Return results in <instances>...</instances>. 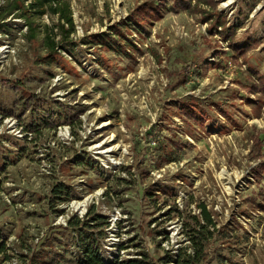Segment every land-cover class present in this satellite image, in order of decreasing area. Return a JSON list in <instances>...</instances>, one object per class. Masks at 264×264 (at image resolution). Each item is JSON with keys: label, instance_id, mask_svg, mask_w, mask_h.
Masks as SVG:
<instances>
[{"label": "rangeland", "instance_id": "1", "mask_svg": "<svg viewBox=\"0 0 264 264\" xmlns=\"http://www.w3.org/2000/svg\"><path fill=\"white\" fill-rule=\"evenodd\" d=\"M216 1L237 29L238 48L253 45L246 56L205 15L174 10L172 0L141 35L123 30L132 44L126 55L99 49L93 37H111L138 7L162 0H66L69 38L58 15L30 14L36 40L26 18L5 21L0 264H28L51 235L60 264H71L79 251L69 221L93 216L108 223L96 231L105 234L99 255L106 264H166L181 249L193 252L187 228L198 223L193 218L203 223L201 205L216 229L201 264H264V176L252 178L258 150L264 154L255 143L264 142V92L247 89L261 85L258 75L264 81V0ZM50 40L58 54L48 65ZM189 99L203 104L208 123L180 118L178 106ZM58 185L70 201L51 203Z\"/></svg>", "mask_w": 264, "mask_h": 264}, {"label": "trees", "instance_id": "2", "mask_svg": "<svg viewBox=\"0 0 264 264\" xmlns=\"http://www.w3.org/2000/svg\"><path fill=\"white\" fill-rule=\"evenodd\" d=\"M29 0H7L5 6L0 9V33L8 32L7 21L12 16H17V18H26L28 20V26H31L30 37L32 40H36V29L34 27V22L31 21L30 14L35 16H42L47 13L55 16L58 15L61 21H64L65 24L69 27L68 30H65V26L62 25L63 32L66 34V38H69V34L74 31V20L70 10V4L66 0H31V3L26 6L25 3ZM173 9L186 12V13H202L205 15L204 21L211 23L212 30L217 32L221 39L226 41L230 48L237 52L241 56H246L249 50L253 48L251 43H247L245 47L238 48L237 41V29L232 26H228L226 15L218 11V2L216 0H172ZM258 3V1H256ZM203 7L208 8V10L203 9ZM167 9L165 0L157 7H152L149 4H143L138 7V9L133 13L129 19V23L124 22L119 25V27H113L112 36L106 37L104 35L94 36V45L100 47L99 49H106L107 51L112 52L113 50L117 51L118 54H128V49L132 47V44L125 40L123 35V30L126 32H135L141 35V28L143 25L150 24L153 21H160L163 18L164 10ZM221 28V30H218ZM115 38V39H114ZM68 44V43H67ZM72 43H69L71 45ZM58 46L53 40H50L48 46V54L42 58L45 64L51 65L56 61V55ZM193 68V65L186 67V72L184 75V82H188L190 78V71ZM257 79L260 81L261 85L253 84L250 88H247L249 93L258 94L264 92V81L263 77L258 75ZM259 83V84H260ZM179 116L184 121L193 122L198 125H204L210 120L207 115V111L203 104L199 100H187L181 102L178 106ZM255 143L264 148V142L260 138L255 139ZM163 145V143L159 142ZM7 155L6 153H2ZM8 156V155H7ZM257 160H262V163L254 167L252 170L256 175H252V178L256 182H261L264 174V154L261 150H258L256 155ZM174 159L170 157V161L173 162ZM66 187L64 185H58L53 190L51 203L59 199L63 202L70 201V192L65 191ZM157 191V190H156ZM63 196V197H62ZM201 217L203 219L199 222L196 218L193 220L197 221L195 227L188 226L187 232L188 237L192 244L193 252L189 253L187 248L181 249L178 252L177 256H170L166 259L167 263L175 264H201L207 255L206 246L208 242L213 238L211 229H215V224L212 219L211 213L208 212L205 205H201ZM264 209V207H261ZM93 212L91 211L89 215ZM88 215V217H89ZM101 217L93 216L88 221H83L81 219H71L69 221V229L73 230L77 234V240L75 245H78L79 253L75 254V259L70 260L71 264H106L100 257L99 252L101 249V240L104 239V231H96L103 226L108 225L107 222H103ZM1 238V237H0ZM2 239V238H1ZM59 240L55 235L48 237L45 242L41 245L39 251H36L31 254L30 257H27L28 264H60L64 260V255L58 251L56 248V243ZM6 250V243H0V253H4ZM131 264H150L144 260L132 261Z\"/></svg>", "mask_w": 264, "mask_h": 264}, {"label": "built area", "instance_id": "3", "mask_svg": "<svg viewBox=\"0 0 264 264\" xmlns=\"http://www.w3.org/2000/svg\"><path fill=\"white\" fill-rule=\"evenodd\" d=\"M75 248H76V250H78V245H76V247H75Z\"/></svg>", "mask_w": 264, "mask_h": 264}]
</instances>
